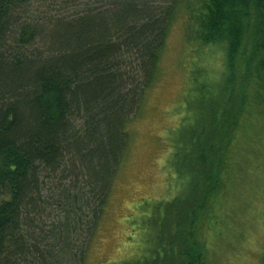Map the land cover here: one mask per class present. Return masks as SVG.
Segmentation results:
<instances>
[{
    "label": "trees",
    "instance_id": "trees-1",
    "mask_svg": "<svg viewBox=\"0 0 264 264\" xmlns=\"http://www.w3.org/2000/svg\"><path fill=\"white\" fill-rule=\"evenodd\" d=\"M181 13L199 65L170 161L185 190L141 221L149 258L125 264L212 259L203 231L239 136L257 118L264 137V0H0V264L87 263ZM209 48L216 73L199 62Z\"/></svg>",
    "mask_w": 264,
    "mask_h": 264
},
{
    "label": "rangeland",
    "instance_id": "rangeland-1",
    "mask_svg": "<svg viewBox=\"0 0 264 264\" xmlns=\"http://www.w3.org/2000/svg\"><path fill=\"white\" fill-rule=\"evenodd\" d=\"M186 19L181 13L172 23L157 80L146 92L136 118L126 125L129 144L86 264L140 263L149 258L153 245L141 221L158 202L171 201L185 190L170 161L192 88V68L199 67ZM209 49L201 52L199 62L216 73L221 52ZM261 121L253 118L245 124L239 136L243 148L233 155L232 180L214 203L216 224L203 231L213 255L208 264H264V137H254ZM243 133L254 137L255 145L248 137L242 140ZM247 143L256 150L248 151Z\"/></svg>",
    "mask_w": 264,
    "mask_h": 264
}]
</instances>
